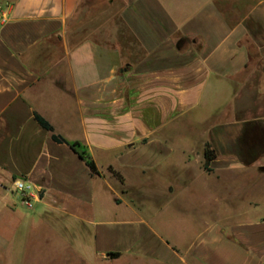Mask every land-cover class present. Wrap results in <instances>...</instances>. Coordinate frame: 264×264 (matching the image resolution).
I'll return each instance as SVG.
<instances>
[{
  "label": "crops",
  "instance_id": "crops-1",
  "mask_svg": "<svg viewBox=\"0 0 264 264\" xmlns=\"http://www.w3.org/2000/svg\"><path fill=\"white\" fill-rule=\"evenodd\" d=\"M205 103L212 113L192 122ZM36 114L79 143L99 175ZM193 125L204 130L200 152L172 141ZM205 149L214 158L202 171L217 180L264 176V0H0V229L33 209L73 217L110 196L112 218L77 217L92 226L99 259L160 240L162 264H264L262 195L228 192L239 219H206L186 252L151 230L176 188H156L165 204L153 209L123 170L146 181L178 163L187 175L196 155L206 164ZM17 179L33 186L31 210L11 189Z\"/></svg>",
  "mask_w": 264,
  "mask_h": 264
},
{
  "label": "rangeland",
  "instance_id": "rangeland-1",
  "mask_svg": "<svg viewBox=\"0 0 264 264\" xmlns=\"http://www.w3.org/2000/svg\"><path fill=\"white\" fill-rule=\"evenodd\" d=\"M116 2L119 4L120 0ZM213 108V104L205 103L189 119L192 122L201 121L207 114L212 113ZM238 131V127H230L224 134H228L231 142ZM204 138L201 125L186 127L177 136L172 135L173 142L186 143L190 148H194L195 143L199 152L201 145L205 143ZM180 155L178 158H181ZM199 158L198 155L196 159L192 158L191 169L187 171V175L180 172L178 163L163 166L158 171L161 173L159 178L154 177L146 181L138 179L139 177L130 170H123L135 193H138L143 201L150 203L153 209L165 204L162 203V198L155 194L156 188L169 187L168 191L176 188L173 196L176 199L171 202L169 210L149 220V225L151 230L168 239L163 241L168 242L180 253L190 249L195 232L206 219H211L214 224L230 218H233L234 222L239 219V199L232 196L235 189H241L247 195L264 196V176H260L258 171L239 176L237 181L236 178L227 181L228 176L221 181L204 174L205 165H200ZM125 190L120 188L119 191L124 193ZM122 197L126 198L124 194ZM164 199L167 201L169 195ZM114 208V202L109 196L101 198L99 205L94 208H80L79 214L73 217H67L57 211L37 213L34 209L32 214L22 213L19 215V221H7L6 227L0 229V264H162L157 257V249L162 247L160 240H152L157 242V245L153 246L151 252L145 251L143 247L142 254L134 251L136 254L132 253L119 260H102L97 257L92 240V226L77 217L83 215L87 220L92 217L109 219L114 215ZM151 215L153 213L147 214V217Z\"/></svg>",
  "mask_w": 264,
  "mask_h": 264
},
{
  "label": "trees",
  "instance_id": "trees-1",
  "mask_svg": "<svg viewBox=\"0 0 264 264\" xmlns=\"http://www.w3.org/2000/svg\"><path fill=\"white\" fill-rule=\"evenodd\" d=\"M35 118H36V121L39 123V125L43 129H45L46 131L52 133V139H53L54 142H56L58 144H67V145H69L72 148V150L76 154H78V156L83 161H85V163L88 166V168L90 169L91 173L93 175H99V171L97 169V166H96L94 160L92 159V157L90 155H88V153L85 150H81L80 149L81 146H80L79 143H73V144L68 143L63 137L54 134V128L43 117H41L40 115L36 114L35 115ZM204 157L206 159L205 169L208 170L209 162L212 161V159L214 158V155H213V153L209 149H205V151H204ZM114 175L116 177H118V179H119V181H120L121 184H124V181L121 178V176H119L116 173H114ZM119 256H120V254H118V253H109L108 254V257L111 258V259L118 258Z\"/></svg>",
  "mask_w": 264,
  "mask_h": 264
},
{
  "label": "built area",
  "instance_id": "built-area-1",
  "mask_svg": "<svg viewBox=\"0 0 264 264\" xmlns=\"http://www.w3.org/2000/svg\"><path fill=\"white\" fill-rule=\"evenodd\" d=\"M12 191L18 192L21 196V205L29 210L33 209L32 200L35 198L33 195V186L24 180L17 179L12 182Z\"/></svg>",
  "mask_w": 264,
  "mask_h": 264
}]
</instances>
